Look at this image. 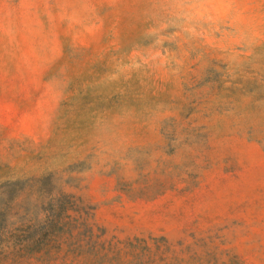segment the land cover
I'll return each mask as SVG.
<instances>
[{"label": "rangeland", "instance_id": "374dc122", "mask_svg": "<svg viewBox=\"0 0 264 264\" xmlns=\"http://www.w3.org/2000/svg\"><path fill=\"white\" fill-rule=\"evenodd\" d=\"M0 264H264V0H0Z\"/></svg>", "mask_w": 264, "mask_h": 264}]
</instances>
